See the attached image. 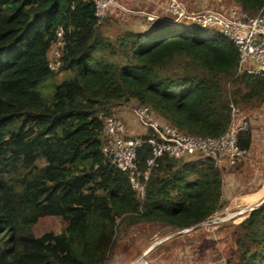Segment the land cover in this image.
Listing matches in <instances>:
<instances>
[{"label": "trees", "instance_id": "1", "mask_svg": "<svg viewBox=\"0 0 264 264\" xmlns=\"http://www.w3.org/2000/svg\"><path fill=\"white\" fill-rule=\"evenodd\" d=\"M225 1L264 13V0ZM95 14L94 0H0V264H111L128 230L197 228L222 208L220 169L162 158L142 197L105 160V119L147 107L183 134L216 138L233 108L264 103V78L239 72L237 48L220 32L169 20L141 32ZM60 28L58 72L72 77L48 100L36 89L55 74L48 55ZM239 144L247 152L252 134ZM150 156L147 145L138 150L140 169ZM52 217L63 229L36 235ZM231 243V264H264V201Z\"/></svg>", "mask_w": 264, "mask_h": 264}, {"label": "rangeland", "instance_id": "2", "mask_svg": "<svg viewBox=\"0 0 264 264\" xmlns=\"http://www.w3.org/2000/svg\"><path fill=\"white\" fill-rule=\"evenodd\" d=\"M179 1L183 2L188 13L226 12L234 6L225 0ZM168 2L169 0H118L119 5L112 13V18L127 28L141 32L164 20L194 24L189 19L177 20L168 12ZM146 16L151 19L147 18L148 21L144 24L142 20ZM112 27L105 29L109 36L116 31ZM67 76L65 73H55L41 84L38 90L50 100L57 86L65 81ZM238 110L239 115L248 121L245 132L252 134V144L234 166L220 168L224 195L222 208L197 228L182 230L185 232L178 233L170 227L143 225L122 233L116 241L111 264H231L232 229L241 222L240 218L245 219L248 215H237V212L256 207L264 201V103L254 110ZM120 115L130 134L144 133V128L133 110L126 109ZM240 197L248 198V202L234 205L233 201ZM233 215L234 219L225 220ZM62 229L63 223L59 218L52 217L40 220L34 233L41 235L47 231L59 232Z\"/></svg>", "mask_w": 264, "mask_h": 264}, {"label": "built area", "instance_id": "3", "mask_svg": "<svg viewBox=\"0 0 264 264\" xmlns=\"http://www.w3.org/2000/svg\"><path fill=\"white\" fill-rule=\"evenodd\" d=\"M94 1L95 15L100 20L108 17L119 5L118 0ZM167 10L177 20L189 19L203 29L220 32L237 48L239 72L264 78V14L250 17L237 6L226 12L188 13L183 2L179 0H169ZM147 18L151 19L149 16ZM62 36L63 30L60 28L48 55V68L55 73H58L61 66ZM134 113L144 128V133L130 134L122 119L117 116L106 118L104 134L107 141L102 153L107 163L128 174L131 188L142 197L146 192L143 181L148 180L153 168L159 165L162 158L210 161L220 169L232 167L244 157L245 151L240 147L239 135L247 130L248 121L239 115L237 108L232 109L229 129L216 138L183 134L147 107H139ZM144 145L149 147L151 156L147 159L145 167L140 169L138 150ZM254 208L238 211L237 215L249 213ZM229 219H234V215L225 220ZM243 219L240 218V221Z\"/></svg>", "mask_w": 264, "mask_h": 264}, {"label": "crops", "instance_id": "4", "mask_svg": "<svg viewBox=\"0 0 264 264\" xmlns=\"http://www.w3.org/2000/svg\"><path fill=\"white\" fill-rule=\"evenodd\" d=\"M114 11H116V10H113L112 13H113ZM65 74L68 75L66 79H70V78L72 77V73H70V72H65ZM46 81H47V80H46ZM46 81H44V82H46ZM44 82H42V83H44ZM42 83H41V84H42ZM41 84H40V85H41ZM40 85L37 87V89H36L37 91H39L38 89H39ZM39 92H40V91H39ZM40 93L42 94V96H44V94H43L42 92H40ZM44 97H45V96H44ZM122 112H123V111L118 112V113L116 114L117 116H119L120 119H123V118L120 117V116H121L120 114H122ZM244 202H248V198H241V197H240L238 200L233 201V204H234V205H238V204H242V203H244Z\"/></svg>", "mask_w": 264, "mask_h": 264}, {"label": "water", "instance_id": "5", "mask_svg": "<svg viewBox=\"0 0 264 264\" xmlns=\"http://www.w3.org/2000/svg\"><path fill=\"white\" fill-rule=\"evenodd\" d=\"M261 203H262V202H261ZM261 203H259V204H261ZM259 204H258V205H259Z\"/></svg>", "mask_w": 264, "mask_h": 264}]
</instances>
